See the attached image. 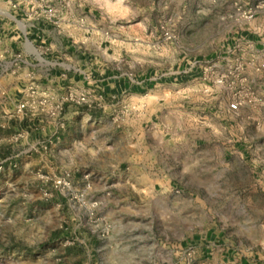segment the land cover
Wrapping results in <instances>:
<instances>
[{
	"label": "crops",
	"instance_id": "1",
	"mask_svg": "<svg viewBox=\"0 0 264 264\" xmlns=\"http://www.w3.org/2000/svg\"><path fill=\"white\" fill-rule=\"evenodd\" d=\"M246 3L255 6V15L235 38L238 45L227 46L223 61L230 67L236 58L264 56V0ZM73 5L70 0H0V136L8 143L0 174L60 173L70 183L60 192L61 202L77 199L79 220L98 212L114 243L107 245L109 252H128V264H180L175 255L183 237L194 241L200 264H244L232 260L234 250L219 241L226 234L219 225L199 231L192 224L199 204H220L229 199L225 190L246 186L245 152L231 151L223 141L228 124H244L247 106L231 110L223 87L198 91L180 80V71L151 75L120 68L104 46L105 28L91 18L94 10L86 14L84 2L77 9ZM263 61H256L257 72L249 75L261 89ZM28 86L51 91L54 102L68 90L83 91L89 103H67L65 126L58 128L52 117L21 114ZM231 172L237 174L233 186ZM127 236L131 241L122 248ZM151 237L164 241L149 244ZM165 244L173 259L155 260L153 254L165 252ZM120 260L110 258L111 264Z\"/></svg>",
	"mask_w": 264,
	"mask_h": 264
},
{
	"label": "rangeland",
	"instance_id": "2",
	"mask_svg": "<svg viewBox=\"0 0 264 264\" xmlns=\"http://www.w3.org/2000/svg\"><path fill=\"white\" fill-rule=\"evenodd\" d=\"M70 2L75 3L74 9L84 2L87 12L94 10L91 18L105 28L104 46L109 47L113 62L120 68L149 71L151 75L180 71L178 77L186 85H195L201 92L207 91L206 86L223 87L230 102L238 99L241 106H247L244 124H228L229 136L223 141L231 151L245 152L246 186L225 190L229 199L223 197L220 204H199L198 220L192 225L199 231L219 225L226 232L219 241L234 250L232 260L264 264V116L260 114L264 111V89L259 80L249 81V75L257 72L256 61L264 56L236 58L231 67L223 61L228 44L238 45L235 38L248 30L246 22L255 15V6L247 0ZM235 48L239 52L240 47ZM6 144L0 136V159ZM19 176H10L6 170L0 174V264H111L113 256L122 259L118 264H128V252H109L107 245L114 243H110L106 221L98 212L79 220L77 199L70 205L61 202L60 192L66 187L57 183L63 178L60 173L35 170ZM229 177L231 186L238 183L237 174L231 172ZM215 212L223 216L218 219ZM122 238L123 248L131 237ZM181 239L183 248L175 255L176 261L200 264L191 237ZM160 240L151 237L148 243ZM164 248L165 252L153 254L155 260L173 259L170 246L165 244Z\"/></svg>",
	"mask_w": 264,
	"mask_h": 264
},
{
	"label": "built area",
	"instance_id": "3",
	"mask_svg": "<svg viewBox=\"0 0 264 264\" xmlns=\"http://www.w3.org/2000/svg\"><path fill=\"white\" fill-rule=\"evenodd\" d=\"M48 11L53 13V8H49ZM239 69V66H238ZM260 69L264 71V62L260 65ZM219 83L222 82V79L217 80ZM67 103H73L76 105H83L89 103V96L86 92L79 91L75 92L68 90L66 94L61 97L60 100L54 102L53 97L51 96V91L49 90H38L34 86H28L23 91V100L19 104V111L24 117H33L32 114L43 117H52L55 119L56 125L58 128H63L65 122L63 119L65 106ZM240 100H233L230 102L229 107L233 111H237L241 106ZM35 104L36 107H33V112H27L26 107ZM11 167H16L15 162L10 163ZM4 169V165L0 164V170ZM57 183H62L65 187L70 185L69 181L66 178L58 179Z\"/></svg>",
	"mask_w": 264,
	"mask_h": 264
}]
</instances>
